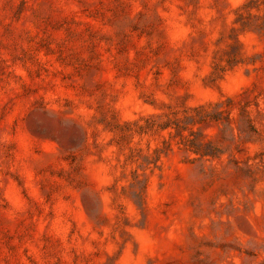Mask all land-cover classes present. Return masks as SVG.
<instances>
[{"label": "rangeland", "instance_id": "1", "mask_svg": "<svg viewBox=\"0 0 264 264\" xmlns=\"http://www.w3.org/2000/svg\"><path fill=\"white\" fill-rule=\"evenodd\" d=\"M0 264H264V0H0Z\"/></svg>", "mask_w": 264, "mask_h": 264}]
</instances>
